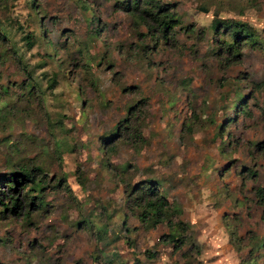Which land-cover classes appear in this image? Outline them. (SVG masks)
<instances>
[{"label": "rangeland", "instance_id": "obj_1", "mask_svg": "<svg viewBox=\"0 0 264 264\" xmlns=\"http://www.w3.org/2000/svg\"><path fill=\"white\" fill-rule=\"evenodd\" d=\"M134 1L0 0V264H264V0H156L166 37ZM147 180L168 221L138 218Z\"/></svg>", "mask_w": 264, "mask_h": 264}, {"label": "trees", "instance_id": "obj_2", "mask_svg": "<svg viewBox=\"0 0 264 264\" xmlns=\"http://www.w3.org/2000/svg\"><path fill=\"white\" fill-rule=\"evenodd\" d=\"M137 0L133 3V10H137V18L145 24L147 30L154 29L157 32H160L162 36L166 37L167 32L172 29V27L176 24L173 13L169 9L171 5L169 4H160L156 0H146L143 5H140ZM127 8V7H126ZM222 31L226 30L229 34L230 40L228 42H223L225 49L228 54L233 55L237 44L240 41L250 40V28L243 23H235L229 25H222ZM216 31H220L219 28ZM23 41L29 47L32 42V34L26 33L23 36ZM241 101V97L238 96L237 102ZM133 107H127V118L122 119L117 124L116 131H124L132 130L130 133V140H136L139 138V130L135 125V115L133 113ZM131 117V118H130ZM133 119L131 122L130 120ZM135 125V126H134ZM132 137V138H131ZM26 181L33 182L32 170L30 169H19L17 171H13L8 175V179L6 182V187L9 191L13 192V195L10 196V211H14L19 204V199L16 195V187L24 185ZM263 192V189H260L258 193ZM134 197L132 201L135 202V206L140 208V213L138 214V218L142 222H150L151 224H155L158 222L168 221L170 217L178 213L176 208L171 207L165 200V198L159 195L157 188L154 186V182L151 180H147L141 187H137L134 192ZM260 195V194H259ZM131 194H127V198L129 199ZM262 198V195H261ZM33 199V197L31 198ZM0 205L4 208L6 204L2 202L0 199ZM166 240L173 243V246L179 247V244H182V239L178 238L177 235L170 233L167 235Z\"/></svg>", "mask_w": 264, "mask_h": 264}]
</instances>
